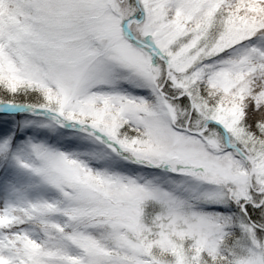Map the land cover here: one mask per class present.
Wrapping results in <instances>:
<instances>
[{"label":"snow or ice","instance_id":"snow-or-ice-1","mask_svg":"<svg viewBox=\"0 0 264 264\" xmlns=\"http://www.w3.org/2000/svg\"><path fill=\"white\" fill-rule=\"evenodd\" d=\"M0 264H264V0H0Z\"/></svg>","mask_w":264,"mask_h":264}]
</instances>
